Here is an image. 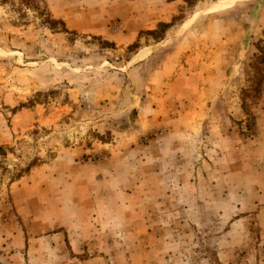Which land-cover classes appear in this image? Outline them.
I'll return each instance as SVG.
<instances>
[{
    "label": "rangeland",
    "instance_id": "1",
    "mask_svg": "<svg viewBox=\"0 0 264 264\" xmlns=\"http://www.w3.org/2000/svg\"><path fill=\"white\" fill-rule=\"evenodd\" d=\"M263 38L264 0H0V264H264Z\"/></svg>",
    "mask_w": 264,
    "mask_h": 264
},
{
    "label": "trees",
    "instance_id": "2",
    "mask_svg": "<svg viewBox=\"0 0 264 264\" xmlns=\"http://www.w3.org/2000/svg\"><path fill=\"white\" fill-rule=\"evenodd\" d=\"M150 34H154V32H151ZM102 45H105V46L110 47V48L115 47V45L113 43H108V42H102ZM133 47H136V46H133ZM256 49H257L258 54H257V56H255V58L258 56H262L264 58V38L262 41L257 43ZM3 151H4V148L0 147V152H3Z\"/></svg>",
    "mask_w": 264,
    "mask_h": 264
}]
</instances>
